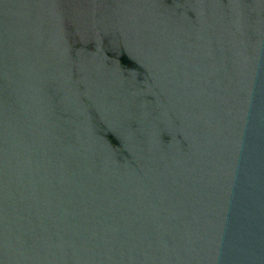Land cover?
<instances>
[{
	"label": "water",
	"instance_id": "water-1",
	"mask_svg": "<svg viewBox=\"0 0 264 264\" xmlns=\"http://www.w3.org/2000/svg\"><path fill=\"white\" fill-rule=\"evenodd\" d=\"M0 264H264V0H0Z\"/></svg>",
	"mask_w": 264,
	"mask_h": 264
}]
</instances>
